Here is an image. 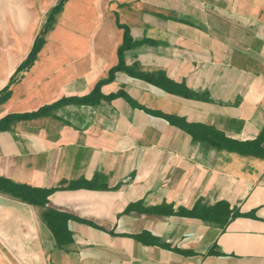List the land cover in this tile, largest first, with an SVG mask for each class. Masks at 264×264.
<instances>
[{"label":"crops","instance_id":"obj_1","mask_svg":"<svg viewBox=\"0 0 264 264\" xmlns=\"http://www.w3.org/2000/svg\"><path fill=\"white\" fill-rule=\"evenodd\" d=\"M0 264H264V0H0Z\"/></svg>","mask_w":264,"mask_h":264},{"label":"rangeland","instance_id":"obj_2","mask_svg":"<svg viewBox=\"0 0 264 264\" xmlns=\"http://www.w3.org/2000/svg\"><path fill=\"white\" fill-rule=\"evenodd\" d=\"M55 9H56V7H54L52 10H53V12H52V10L51 11H49L48 13H47V16H48V18H49V20L51 21V17L53 16V15H55ZM46 19V18H45ZM43 22L45 21L44 20V18H43V20H42ZM50 21L47 23H43L42 22V25H41V27H39L37 30H36V39H35V41H37L38 39H39V37L41 36V35H43V33H45L46 31H49V32H51L52 31V29H51V27H52V23H53V21L50 23ZM49 29V30H48Z\"/></svg>","mask_w":264,"mask_h":264}]
</instances>
